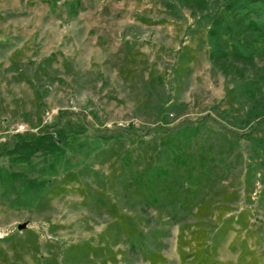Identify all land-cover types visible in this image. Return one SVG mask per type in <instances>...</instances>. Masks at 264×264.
I'll return each instance as SVG.
<instances>
[{"label": "rangeland", "instance_id": "374dc122", "mask_svg": "<svg viewBox=\"0 0 264 264\" xmlns=\"http://www.w3.org/2000/svg\"><path fill=\"white\" fill-rule=\"evenodd\" d=\"M68 1L0 0V264H264V80L208 57L226 0Z\"/></svg>", "mask_w": 264, "mask_h": 264}, {"label": "trees", "instance_id": "16d2710c", "mask_svg": "<svg viewBox=\"0 0 264 264\" xmlns=\"http://www.w3.org/2000/svg\"><path fill=\"white\" fill-rule=\"evenodd\" d=\"M56 2L57 0H47L50 9H54ZM183 2L192 12H203L207 8L206 0H184ZM78 6L79 0H69L68 15H75ZM207 41L208 57L214 67L222 73L242 77L246 72L253 71L256 81L264 80V0H226L222 10L210 20ZM257 84L258 82L252 90L245 89L247 96L251 99L255 91L259 89ZM16 138L29 140L33 136L17 134L10 141ZM256 145L263 150L264 154V136L256 141ZM0 147V150H3L5 143H1ZM169 157L173 164L187 167V160L181 152L176 153L172 150ZM168 173V169L162 166L149 170L144 180L150 182L146 189L161 187ZM140 185L145 187L144 182ZM150 195L152 200L157 197L151 193Z\"/></svg>", "mask_w": 264, "mask_h": 264}, {"label": "water", "instance_id": "95a60500", "mask_svg": "<svg viewBox=\"0 0 264 264\" xmlns=\"http://www.w3.org/2000/svg\"><path fill=\"white\" fill-rule=\"evenodd\" d=\"M23 227H24V224L23 223L17 224V226H16L17 229H22Z\"/></svg>", "mask_w": 264, "mask_h": 264}]
</instances>
